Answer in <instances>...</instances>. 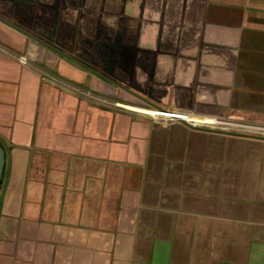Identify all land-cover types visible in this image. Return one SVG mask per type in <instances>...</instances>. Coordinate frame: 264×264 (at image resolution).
<instances>
[{"label": "crops", "instance_id": "0c3cea01", "mask_svg": "<svg viewBox=\"0 0 264 264\" xmlns=\"http://www.w3.org/2000/svg\"><path fill=\"white\" fill-rule=\"evenodd\" d=\"M83 2L0 0V264H264V136L128 108L264 127V0Z\"/></svg>", "mask_w": 264, "mask_h": 264}, {"label": "rangeland", "instance_id": "374dc122", "mask_svg": "<svg viewBox=\"0 0 264 264\" xmlns=\"http://www.w3.org/2000/svg\"><path fill=\"white\" fill-rule=\"evenodd\" d=\"M16 1L20 2L19 3L20 8H22L23 10H26V13L23 11L21 13V15H20V17H23L24 20H26L29 15L30 16H34V14L36 12L35 10L40 9L39 5H38L39 4V0H16ZM70 1H73L74 3H77V4L79 3L81 6L85 5L84 2H83L84 0H41V3L43 4V6H46L47 4H52L54 7L57 6V8H59V7L65 6L66 4H68V6H70L71 5ZM98 3H99L98 0H89L90 6L92 5L90 9L91 10H92V8L96 9ZM67 14H68V12H66V11L61 13L62 18L66 19L67 18L66 17ZM69 14H70V12H69ZM50 16L51 15H47V17L42 20V22H41L42 24L41 25L43 26V28L37 29L38 27L33 25L34 26L33 29H34L35 33H37L40 36H36V35H34L32 33H30V34H32L33 36H35V37H37L39 39H41L42 36L43 37H49V31H50L49 27H50V25H51L50 23L52 21ZM61 28L59 29V31H60V34H59L60 38L59 39H62L63 41L58 40V44H60V47H61V48L59 47V50L62 51L63 53H66V51L63 50V47H65L64 45L66 43L65 39H67V36H71V34L79 35V29H76V28L73 29L74 27L71 28V29L70 28H62L61 29ZM41 40H43V39H41ZM128 108H130L131 110H134L136 112H139L141 114H146L148 116H153L154 115V110H155V109H141V108H134V107H128ZM190 118H192V116H187L186 119L188 120ZM197 119H200V118H197ZM204 121L201 124H211L213 122V121H210V120H206L207 122H204Z\"/></svg>", "mask_w": 264, "mask_h": 264}, {"label": "built area", "instance_id": "2783aa9c", "mask_svg": "<svg viewBox=\"0 0 264 264\" xmlns=\"http://www.w3.org/2000/svg\"><path fill=\"white\" fill-rule=\"evenodd\" d=\"M189 116L183 112H169L165 110H154V115L151 116L155 120H158L161 124L167 125L175 121H184L193 127H209L217 130H235V131H246L249 130L255 134L264 136V127L260 126H245L242 124H237L234 122H225V121H213L211 124H201L197 122H190L186 118Z\"/></svg>", "mask_w": 264, "mask_h": 264}, {"label": "water", "instance_id": "95a60500", "mask_svg": "<svg viewBox=\"0 0 264 264\" xmlns=\"http://www.w3.org/2000/svg\"><path fill=\"white\" fill-rule=\"evenodd\" d=\"M0 21H2L3 23L7 24L8 26L12 27L13 29L27 35L28 37L32 38L33 40L46 45L48 47H51L49 44L45 43L43 40L33 36L32 34H30L29 32H27L26 30L20 28L19 26L15 25L14 23L8 21L7 19L3 18L0 16ZM63 54V53H62ZM65 55V54H64ZM70 58V57H69ZM5 163H6V155H5V151L2 148V146L0 145V187H1V182H2V178H3V173H4V169H5Z\"/></svg>", "mask_w": 264, "mask_h": 264}]
</instances>
